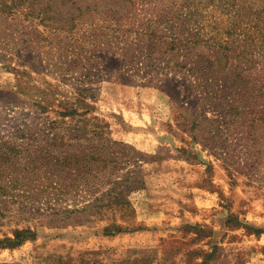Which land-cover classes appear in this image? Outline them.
<instances>
[{
    "label": "rangeland",
    "instance_id": "obj_1",
    "mask_svg": "<svg viewBox=\"0 0 264 264\" xmlns=\"http://www.w3.org/2000/svg\"><path fill=\"white\" fill-rule=\"evenodd\" d=\"M0 264H264V0H0Z\"/></svg>",
    "mask_w": 264,
    "mask_h": 264
}]
</instances>
